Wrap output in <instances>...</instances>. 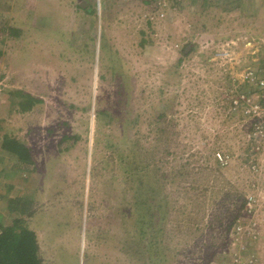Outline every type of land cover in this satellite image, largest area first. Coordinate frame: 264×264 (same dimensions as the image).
<instances>
[{
	"label": "rangeland",
	"instance_id": "1",
	"mask_svg": "<svg viewBox=\"0 0 264 264\" xmlns=\"http://www.w3.org/2000/svg\"><path fill=\"white\" fill-rule=\"evenodd\" d=\"M32 1L0 0V225L47 264H264V0Z\"/></svg>",
	"mask_w": 264,
	"mask_h": 264
},
{
	"label": "trees",
	"instance_id": "2",
	"mask_svg": "<svg viewBox=\"0 0 264 264\" xmlns=\"http://www.w3.org/2000/svg\"><path fill=\"white\" fill-rule=\"evenodd\" d=\"M79 6V5H78ZM12 34V33H11ZM165 118V115H159L152 123L158 124ZM6 140V138H4ZM10 141V140H8ZM17 152L19 158L24 161L23 164L35 165L30 157L29 149L19 148ZM188 163L181 164L174 168L170 174L182 175L189 174ZM27 169V168H26ZM161 200H165L164 198ZM36 235L33 231L24 226L23 220L13 219L8 224L0 225V264H47L40 256V250Z\"/></svg>",
	"mask_w": 264,
	"mask_h": 264
},
{
	"label": "crops",
	"instance_id": "3",
	"mask_svg": "<svg viewBox=\"0 0 264 264\" xmlns=\"http://www.w3.org/2000/svg\"><path fill=\"white\" fill-rule=\"evenodd\" d=\"M29 1H31V2H33L32 0H29ZM36 2L37 1H39V3L37 4H31L29 7V9L28 10H26V12H25V14L27 15V16H23V18H22V20L25 18V20H23V22L25 23V27H27V29L28 28H31V27H33V26H38L39 28H41V27H43V26H46L47 25V16H46V13H48V8H47V6H49V5H47L46 4V2L47 1H45L44 3H43V5H42V0H35ZM34 1V2H35ZM149 1H151V0H149ZM96 1H93L91 4H89V3H84V2H82V3H80V4H78L79 6H77V7H75V11H76V16L78 17V19L82 16V15H84L85 14V16H88V18H90V17H92V16H94L95 15V13H96V11H97V8H98V6L96 7V3H95ZM104 6H106V5H104ZM22 10V9H21ZM20 10V11H21ZM4 15H6V14H4ZM29 15V16H28ZM33 17V19H35V18H37V17H39V19H35V21H36V23L35 24H33V22H31L32 21V17ZM5 16H3V18H4ZM120 21H123L122 20V17H118L117 18V21L115 22V23H113L111 26H109V27H111L112 29H118V27H120L121 26V23H119ZM9 22H12V21H10L9 20ZM15 22V21H14ZM155 22V20H152L151 22H150V20H148V22H147V24L148 23H150V24H155L154 23ZM33 24V25H32ZM8 30L6 31V32H8L9 33V37L8 38H16L17 36H19V34L20 33H22V35L23 34H26L25 32H24V26H23V28H21V27H18L17 26V23L15 22V24H12V23H9L8 24ZM123 26V25H122ZM4 29H5V27H4ZM4 29H2V30H4ZM11 33H12V35H11ZM6 34V33H5ZM253 87H255L254 85H253ZM5 120L6 119H4V120H2V121H4L5 122ZM1 123V122H0ZM250 124V128L252 127V122H250L249 123ZM253 139H255L254 137H252ZM256 147L257 146H254V144H253V146H252V150H254L253 148H255L256 149ZM31 231H33V230H31ZM34 232V231H33ZM35 233V232H34ZM35 235L37 236V234L35 233ZM37 239H38V236H37ZM36 239V240H37ZM38 245H39V250H40V256L42 257V253H43V247L42 246H40V244H39V242H38ZM42 259H43V257H42Z\"/></svg>",
	"mask_w": 264,
	"mask_h": 264
},
{
	"label": "built area",
	"instance_id": "4",
	"mask_svg": "<svg viewBox=\"0 0 264 264\" xmlns=\"http://www.w3.org/2000/svg\"><path fill=\"white\" fill-rule=\"evenodd\" d=\"M167 0H165L166 4ZM153 20V18H150V22ZM249 82H251L252 85L257 87L258 90L264 92V64L261 68L254 70V71H249V73L246 74L245 76ZM264 103V94L261 95ZM241 99H244V101L247 104V107L245 108V113L251 118L250 122H252V130L254 131L255 134L253 136L256 138L258 135L262 134V126L259 123V118L261 115L264 113V108L261 106H258L256 104H251L250 98H244L241 96ZM243 101V100H242ZM238 101H234V105L237 106ZM264 106V104H263ZM259 147H256L258 150ZM218 158L220 161H222L221 156L218 155ZM255 202V200H252V198H249L248 200V205L250 207V203ZM251 263V262H250ZM234 264V263H233Z\"/></svg>",
	"mask_w": 264,
	"mask_h": 264
}]
</instances>
